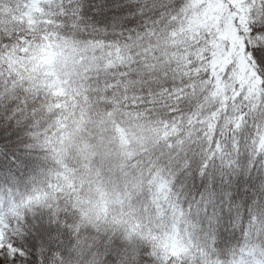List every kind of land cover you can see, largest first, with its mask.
I'll list each match as a JSON object with an SVG mask.
<instances>
[{"label": "snow or ice", "instance_id": "6c2138e0", "mask_svg": "<svg viewBox=\"0 0 264 264\" xmlns=\"http://www.w3.org/2000/svg\"><path fill=\"white\" fill-rule=\"evenodd\" d=\"M0 264H264V0H0Z\"/></svg>", "mask_w": 264, "mask_h": 264}]
</instances>
